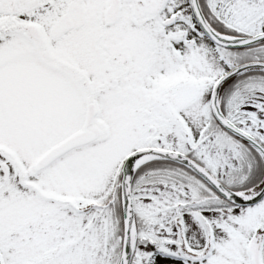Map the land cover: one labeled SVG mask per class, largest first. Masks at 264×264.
<instances>
[{
	"label": "snow or ice",
	"instance_id": "1",
	"mask_svg": "<svg viewBox=\"0 0 264 264\" xmlns=\"http://www.w3.org/2000/svg\"><path fill=\"white\" fill-rule=\"evenodd\" d=\"M0 264H264V0H0Z\"/></svg>",
	"mask_w": 264,
	"mask_h": 264
}]
</instances>
